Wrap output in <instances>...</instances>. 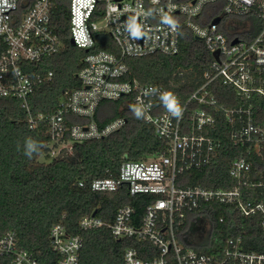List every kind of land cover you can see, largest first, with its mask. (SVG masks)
<instances>
[{
    "label": "built area",
    "instance_id": "1",
    "mask_svg": "<svg viewBox=\"0 0 264 264\" xmlns=\"http://www.w3.org/2000/svg\"><path fill=\"white\" fill-rule=\"evenodd\" d=\"M63 1L69 2L74 45L90 50L96 45L97 34L105 32L119 54L106 49L88 52L77 73L81 86L66 91L53 113L35 112L30 96L54 76L52 70L44 72L38 66L65 46L54 19L57 0H0V98L20 100L29 128L47 126L50 152L55 156L63 148L71 151L74 142L103 138L123 127L127 122L123 116L103 126L96 120L103 100L123 96H131L133 108L141 110L167 145L163 152L140 160L125 158L117 176L98 177L89 183L94 192L149 196L141 216L133 204L125 203L112 221L91 213L80 219V227H108L116 240L132 237L149 241L158 253L144 259L136 247H128L123 264H264V249L248 248L242 234L229 237L216 252L199 251L178 235L189 213L217 202L235 208L246 218L259 217L264 246V121L256 120L255 105L249 102L254 96L264 97V0ZM232 17H252L260 29L247 37L228 28ZM216 18L219 21L213 22ZM183 28L204 41L212 55L199 87L184 99L163 83H143L129 77L124 57L177 54ZM217 51L218 58L214 55ZM217 82L233 87L241 102L233 106L220 102L211 88ZM165 93L179 102V118L166 108L162 99ZM217 112L223 113L229 138L240 150L229 166L233 186L180 185L181 174L209 169L218 159L223 142L210 134L216 128ZM71 115L85 121L70 122ZM78 184L87 186L84 180ZM50 240L59 256L56 263L44 262L21 247L16 232L10 230L0 236V261L79 264L84 246L81 235L69 233L59 222L52 226Z\"/></svg>",
    "mask_w": 264,
    "mask_h": 264
},
{
    "label": "trees",
    "instance_id": "2",
    "mask_svg": "<svg viewBox=\"0 0 264 264\" xmlns=\"http://www.w3.org/2000/svg\"><path fill=\"white\" fill-rule=\"evenodd\" d=\"M54 19L65 46L38 66L44 72L52 70L54 76L30 96L35 112L53 113L65 99L66 91L81 86L77 73L88 52L106 49L119 54V48L105 32L97 34L96 45L90 50L71 42L69 2L57 0ZM122 60L130 69V78L143 83H163L185 99L204 82L203 71L212 61V55L204 41L183 28L177 54L126 56ZM211 88L218 100L228 106L241 102L233 87L217 82ZM249 102L255 105L256 120L263 122L264 97L254 96ZM134 110L131 96L103 100L96 112L98 124L103 126L119 116L126 118V124L106 137L74 142L71 151L63 149L59 155L52 156L47 126L29 128L20 100L0 98V236L14 230L21 247L33 251L44 262L56 263L59 256L52 249L50 231L54 224L62 222L69 233L79 234L84 239L79 264H123L128 247H136L144 259L157 256L149 241L132 237L116 240L108 227L84 230L79 225L84 215L94 212L112 221L118 207L125 203L133 204L138 216L145 210L149 196L132 197L123 191L99 193L89 188L94 178L117 176L125 158L140 160L166 149L165 140L156 135L143 114L138 117ZM215 116L216 128L210 134L223 142L218 159L209 169L181 174L180 185L233 186L229 166L240 150L229 138V124L223 113L217 112ZM69 121L84 122L85 118L71 115ZM29 138L43 145L31 157L25 155ZM43 156L47 161L41 160ZM79 180H84L87 186L81 187ZM200 217L209 222V231L202 241H195L189 238V230L191 223ZM221 217H224L223 222ZM239 234L249 242L248 248L264 249L259 217L246 218L235 208L217 202L189 213L178 231L183 243L202 252H216L229 237ZM0 264H5V260Z\"/></svg>",
    "mask_w": 264,
    "mask_h": 264
},
{
    "label": "clouds",
    "instance_id": "3",
    "mask_svg": "<svg viewBox=\"0 0 264 264\" xmlns=\"http://www.w3.org/2000/svg\"><path fill=\"white\" fill-rule=\"evenodd\" d=\"M152 91H155V89ZM162 99L165 101V106L172 116L179 118L182 115V109L179 106V102L176 101L171 94L165 93L162 96ZM134 111L138 117L142 114L140 109H135ZM42 147L43 145L41 143L29 138L25 144V155L31 157L34 153H38Z\"/></svg>",
    "mask_w": 264,
    "mask_h": 264
},
{
    "label": "crops",
    "instance_id": "4",
    "mask_svg": "<svg viewBox=\"0 0 264 264\" xmlns=\"http://www.w3.org/2000/svg\"><path fill=\"white\" fill-rule=\"evenodd\" d=\"M260 23L258 20L252 17H232L228 19L227 26L231 30L240 31L245 36L249 37L251 34H254L259 27ZM249 31L248 33L246 31Z\"/></svg>",
    "mask_w": 264,
    "mask_h": 264
},
{
    "label": "rangeland",
    "instance_id": "5",
    "mask_svg": "<svg viewBox=\"0 0 264 264\" xmlns=\"http://www.w3.org/2000/svg\"><path fill=\"white\" fill-rule=\"evenodd\" d=\"M99 24H102L101 21H99ZM63 149L70 151L69 148H63ZM56 153L58 154V150L56 151ZM52 156H55V154H52ZM41 160L47 161V158L43 156L41 157ZM208 231H209V222L203 217H200L191 223L189 230V237L192 240L198 241L201 240L202 238H205L208 234Z\"/></svg>",
    "mask_w": 264,
    "mask_h": 264
},
{
    "label": "water",
    "instance_id": "6",
    "mask_svg": "<svg viewBox=\"0 0 264 264\" xmlns=\"http://www.w3.org/2000/svg\"><path fill=\"white\" fill-rule=\"evenodd\" d=\"M219 18H216L213 22H218ZM237 39H235L233 42H236ZM71 42L74 43V39H71ZM215 57L218 58V51L214 53ZM94 214H96V212H94Z\"/></svg>",
    "mask_w": 264,
    "mask_h": 264
},
{
    "label": "flooded vegetation",
    "instance_id": "7",
    "mask_svg": "<svg viewBox=\"0 0 264 264\" xmlns=\"http://www.w3.org/2000/svg\"><path fill=\"white\" fill-rule=\"evenodd\" d=\"M203 239V238H202Z\"/></svg>",
    "mask_w": 264,
    "mask_h": 264
}]
</instances>
